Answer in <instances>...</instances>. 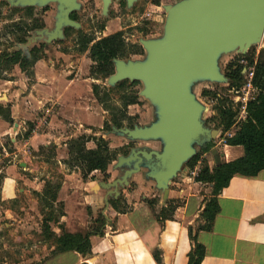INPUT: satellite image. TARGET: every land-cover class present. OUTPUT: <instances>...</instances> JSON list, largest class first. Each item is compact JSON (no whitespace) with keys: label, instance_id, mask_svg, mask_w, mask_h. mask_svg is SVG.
Segmentation results:
<instances>
[{"label":"crops","instance_id":"crops-1","mask_svg":"<svg viewBox=\"0 0 264 264\" xmlns=\"http://www.w3.org/2000/svg\"><path fill=\"white\" fill-rule=\"evenodd\" d=\"M115 22L106 25L103 33L97 31L98 37L122 30ZM114 26L116 29L111 30ZM58 55L39 59L32 76L19 69L13 78H0V221L7 220L8 252L22 256L17 264H74L87 262L90 256L95 264H187L191 248L188 229L195 225L203 207V194L210 193L213 185L196 181L187 167L171 179L164 200L162 189L147 176L144 165L131 174L128 184L118 186V193L102 184L121 177L128 168L115 167L118 157L108 166L107 179L98 170L84 179L79 167L70 169L64 160L69 157L72 138L81 134L106 138L110 130L102 129L107 115L92 91L88 53L75 59L61 52ZM8 106L12 122L5 117ZM245 115L239 112L238 120ZM41 119H46L45 127L33 133V126ZM235 129L236 125L227 131L217 130L222 162L244 153L242 145L226 143L225 138ZM109 137H115L111 147L123 145L119 136ZM87 147H96L95 141L89 140ZM206 155L209 165H215L211 152ZM57 175L63 176L57 202L63 203L64 215L56 223L51 221L52 229L57 235L62 228L90 231L91 252L84 256L69 250L39 263L40 253L48 248L42 245L41 194L46 181ZM122 197L131 205L125 213L110 203ZM154 197L161 207L171 199L183 198V203L173 218L158 221L146 201ZM218 200L221 209L212 229L197 235L206 247L201 264H264V169L256 175L235 174ZM101 214L106 229L98 233L90 224H95L98 219H94ZM54 247L52 244L50 249Z\"/></svg>","mask_w":264,"mask_h":264},{"label":"water","instance_id":"water-1","mask_svg":"<svg viewBox=\"0 0 264 264\" xmlns=\"http://www.w3.org/2000/svg\"><path fill=\"white\" fill-rule=\"evenodd\" d=\"M50 1L57 2L60 11L55 31L43 29L49 38L61 36L64 24L78 27L69 16L79 6L77 0H16L15 4L33 6ZM102 2L106 10L111 0ZM168 12L164 36L141 41L149 52L147 59L125 62L116 58V71L109 76L112 80H142L146 85L143 94L159 105L158 118L149 126L113 125L109 132L130 140L162 142L161 149L135 147L118 156L116 165L128 168L116 180L102 182L116 193L118 186L128 184L131 174L144 165L147 176L167 199L171 179L181 169L187 170L186 163L196 152L194 143H204L217 132L203 123L204 106L191 91V79L200 76L225 80L218 68L219 53L237 47L245 53L264 37V0H178L168 6ZM210 152L214 163L221 164L218 148Z\"/></svg>","mask_w":264,"mask_h":264},{"label":"trees","instance_id":"trees-1","mask_svg":"<svg viewBox=\"0 0 264 264\" xmlns=\"http://www.w3.org/2000/svg\"><path fill=\"white\" fill-rule=\"evenodd\" d=\"M19 9L23 8H17V10ZM23 10L24 15L34 18L30 22L15 20L9 25L11 27L9 32L21 34L16 38L20 43L26 42V37L31 30L45 26V21L35 16L34 6H27ZM105 26L106 23L102 22L99 28L95 30H78L76 37L77 50L83 53L88 52V56L92 61L90 76L93 79H106L113 74L115 71L114 60L116 58L124 59L132 53H142L143 51L141 44L138 42H128L125 39L123 30H117L108 35L98 37L96 32H102ZM43 46L45 45H36L27 49L19 48L1 51L0 77L4 78V72L12 69L15 65H18L21 71L25 72L28 76H32L34 74L33 68L35 63L44 55ZM244 66L243 64H239L231 69L228 74L231 80L230 86L239 87L241 85L244 80L242 72ZM125 83L126 80H122L117 85L124 86ZM253 83L257 89V95L247 103L246 115L243 119H237L240 110L230 98H221L222 104L218 109V116L224 131L236 125L235 132L225 138L226 143L230 145H242L244 149L243 155L211 167L208 159L203 154L211 151L212 145L211 143H205L201 147V150L188 162L189 168L193 169L197 162L200 161L201 167L195 176V180L212 184L213 186L210 193L203 194V207L199 212L195 225L190 226L188 229L191 248L188 252L187 264H201L205 257L206 247L198 241L197 235L201 230L212 229L215 217L221 209L218 195L222 189L229 184L231 178L237 173L256 175L260 170L264 169V48L256 60ZM92 91L103 109L109 111L110 114V117L104 120L103 130H111L113 125L116 127H134V123L126 124L125 120L138 118L137 115L132 116L128 113V106L139 102L137 93L128 94L124 92L120 96L122 100L121 105L111 106V104H107L110 94L101 84L93 82ZM207 91L205 90V93ZM5 117L8 121H13L9 106ZM31 128L32 126L27 129V132L24 134L25 136L29 135ZM89 140H94L96 147L88 148L87 142ZM121 147L124 148L125 145L111 147L108 139L103 136L81 134L69 141V157L64 161L70 169L75 166L79 167L84 179H88L95 170L102 172L103 178L107 179L109 177L107 172L108 166L119 154L124 152ZM62 180V175H57L54 179L47 180L41 194V211L44 214L45 210H49L42 222L43 235L47 231L49 234H45V238H53L52 242L55 244L53 253L74 250L85 256L91 252L90 231L70 232L62 228V232L57 235L51 226V221L56 223L64 215L63 203L57 202V195ZM121 201V198H117L116 200H111L110 203L118 212L125 213L130 211V209H120L119 204ZM146 201L151 209L154 210L155 204L158 203V198H146ZM176 201L175 199H171L167 202L166 206L160 209L156 214L158 221L173 218L176 208L182 204ZM57 208L58 213L54 216L53 212L57 211ZM100 217L102 225L105 223V217L102 215ZM155 256L157 261L160 262L159 255Z\"/></svg>","mask_w":264,"mask_h":264},{"label":"rangeland","instance_id":"rangeland-1","mask_svg":"<svg viewBox=\"0 0 264 264\" xmlns=\"http://www.w3.org/2000/svg\"><path fill=\"white\" fill-rule=\"evenodd\" d=\"M16 0H0V52L3 50H15L19 48L27 49L33 46L45 45L43 46L44 55L46 58L53 56V58L57 57L60 52L63 55L68 56L69 59H75L78 54L83 52H79L77 50L76 37L78 30L91 31L99 28L102 22H105L106 25H109L111 21H116L117 27H112L111 30L116 28H122L124 31V36L128 37V42H138L142 45V40H152V39H161L164 34V27L166 20L168 18V6L175 4L178 0H132L129 2L128 0H111L106 10L103 9L102 0H77L79 6L73 9L70 12V18L77 21L78 27L71 26L69 24H64L62 31L63 34L59 37H51L49 38V34L45 33L43 29H47L49 32H54L56 23L59 19L57 14L60 9L58 8V3L50 1L48 3H39L33 5L35 7V16L41 18L45 21V26L42 28H35L29 32V35L26 37V42L20 43L17 41V37L21 34H12L9 32L11 28L9 25L15 20L21 21H29L34 17H28L24 15V8L27 7L23 4H15ZM17 8H23L17 10ZM74 15V17H73ZM116 27V28H115ZM42 30V31H41ZM99 32V31H98ZM103 33V31L101 32ZM100 34H97L99 36ZM143 51L142 53H132L129 57L124 58L125 62L129 61H145L148 57V50L142 45ZM264 48V37L262 41L258 43H254L251 47L245 52L239 49V47L221 51L218 55L217 62L219 71L225 76V80H211L206 77H193L190 82V88L197 101H199L203 106L204 110L202 112V120L207 128L210 130H218L222 129L221 121L218 116L219 106L222 104L221 98H230L236 94V90L239 87L230 86V78L228 77L229 72L232 68H235L239 64H241L242 60H246L248 65H255L256 60ZM47 49V50H46ZM85 53V52H84ZM88 53V52H87ZM59 56V55H58ZM63 61V58H61ZM122 59V58H121ZM92 62V61H91ZM253 62V63H252ZM117 62H114V68L116 71ZM232 66V67H230ZM20 68L18 65H15L12 69H8L4 72L3 76L5 78H13L14 75ZM91 77V76H90ZM3 78V77H0ZM126 80L124 86H118V82ZM93 82L99 83L103 88L110 94V98L107 101V104H111V106H120L122 100L120 98L121 94L127 92L128 94L137 93L139 102L135 104H130L128 106V113L132 116L137 115L138 118L132 120H125L126 124L134 123L133 125L138 126H149L152 124L159 115V105L154 102L150 97H147L143 94V90L146 85L142 80L139 79H121V80H112L111 77L106 79H93ZM104 90V89H103ZM205 90H208L205 93ZM216 93V94H215ZM232 100V99H231ZM237 107V106H236ZM239 110H241V103L238 105ZM106 111L107 117H110L109 111ZM239 116V115H238ZM106 117V118H107ZM239 119V117H237ZM219 133V132H218ZM218 133L214 131L211 139L204 143L195 142L194 146L196 148L195 154L187 161L186 166H188V162L201 150V147L205 143H211V149L218 146L217 136ZM111 134V135H110ZM224 134V132H223ZM125 147H121L122 154H127L132 148L148 146L149 148L161 149L162 142L160 140H148V141H139V140H130L124 135H119ZM111 132H107L106 138L111 143L115 140V136ZM113 138V139H112ZM144 142H149L150 145H146ZM120 143V142H118ZM122 144V143H121ZM122 145V146H123ZM208 155L210 153L207 152ZM207 153H204L203 156L207 158ZM116 161V160H115ZM196 165H199V169L201 167V162L198 161ZM116 167V164H115ZM190 169V168H189ZM198 169V171H199ZM179 177V176H178ZM121 202L119 204L120 209H130L131 205L122 197ZM177 203H183V198H180L176 201ZM161 205L159 203L155 204V208L153 210L154 215L160 211ZM49 210H45L44 214L42 213V218H45L47 212ZM54 216L58 213L54 211ZM102 215V214H101ZM100 216V215H99ZM99 216L94 219L96 221L93 230L101 231L103 228L106 229L105 224L101 225L99 221ZM101 220V219H100ZM5 222L6 219H2L0 221V264H17L22 260V256L17 252L15 254H10L8 251L10 240L8 239L7 234H9V228L6 227ZM39 228V227H35ZM82 232H86L85 230ZM45 234H49V232H45ZM45 234L42 236L43 246H47V250H43L40 253V261L47 260L52 257L55 253H53L54 249H50L53 238H45ZM18 245V244H17ZM90 259L87 262H74V264H95L94 257H88Z\"/></svg>","mask_w":264,"mask_h":264},{"label":"built area","instance_id":"built-area-1","mask_svg":"<svg viewBox=\"0 0 264 264\" xmlns=\"http://www.w3.org/2000/svg\"><path fill=\"white\" fill-rule=\"evenodd\" d=\"M128 41V37H125ZM241 64L245 65L243 68L244 80L239 89L236 90V94L231 97L232 101L236 106L241 103V113L246 112L247 103L254 99L257 95V89L253 83V79L255 76V65H248L246 60H242ZM46 119L38 120V122L33 126V133L39 132L45 127ZM28 150V148L26 149ZM198 173V168L195 166L193 169L189 170V174L192 176H196Z\"/></svg>","mask_w":264,"mask_h":264}]
</instances>
